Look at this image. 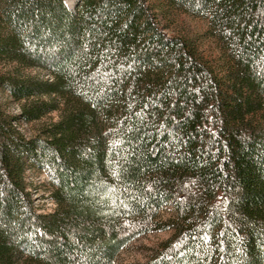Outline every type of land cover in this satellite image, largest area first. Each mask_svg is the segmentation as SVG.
Wrapping results in <instances>:
<instances>
[{"label": "trees", "instance_id": "trees-1", "mask_svg": "<svg viewBox=\"0 0 264 264\" xmlns=\"http://www.w3.org/2000/svg\"><path fill=\"white\" fill-rule=\"evenodd\" d=\"M66 2L0 0V89L24 103L0 104V264H115L155 231L147 264H264V0Z\"/></svg>", "mask_w": 264, "mask_h": 264}, {"label": "rangeland", "instance_id": "rangeland-1", "mask_svg": "<svg viewBox=\"0 0 264 264\" xmlns=\"http://www.w3.org/2000/svg\"><path fill=\"white\" fill-rule=\"evenodd\" d=\"M67 6L75 12L79 6L80 0H67ZM197 32H200L201 23L197 20H188ZM12 65L0 62V75L11 68ZM32 76L40 79H49L50 75L42 70L34 69L27 71ZM0 104L13 116H19L21 107L24 103L15 101L8 93L0 89ZM59 119V114L47 115L43 119L34 122L20 121L19 130L27 137H37L43 135V130ZM26 182L32 193L34 207L39 214H51L57 209V204L53 199V186L48 174L37 167L30 166L26 174ZM177 210L173 202L166 203L160 213L159 221L161 223H170L177 220ZM172 235V231L150 232L130 241L118 255L115 264H147L158 251L160 244Z\"/></svg>", "mask_w": 264, "mask_h": 264}]
</instances>
